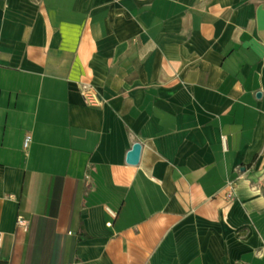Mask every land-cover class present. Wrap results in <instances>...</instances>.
Segmentation results:
<instances>
[{"label":"crops","instance_id":"crops-1","mask_svg":"<svg viewBox=\"0 0 264 264\" xmlns=\"http://www.w3.org/2000/svg\"><path fill=\"white\" fill-rule=\"evenodd\" d=\"M0 232V264H264V0H0Z\"/></svg>","mask_w":264,"mask_h":264},{"label":"built area","instance_id":"built-area-1","mask_svg":"<svg viewBox=\"0 0 264 264\" xmlns=\"http://www.w3.org/2000/svg\"><path fill=\"white\" fill-rule=\"evenodd\" d=\"M79 91L83 99L87 104H94L98 101V96L96 92L94 91V88L92 85L88 83H80L79 85ZM32 141V136L30 133H26L23 137L22 141V148L24 151H27ZM28 224V221L26 218H24L22 215H18L16 219V225L26 227ZM2 245V233L0 232V248Z\"/></svg>","mask_w":264,"mask_h":264},{"label":"water","instance_id":"water-1","mask_svg":"<svg viewBox=\"0 0 264 264\" xmlns=\"http://www.w3.org/2000/svg\"><path fill=\"white\" fill-rule=\"evenodd\" d=\"M260 96V93H257ZM142 145L139 142H134L131 148L126 152V162L131 165L138 164L140 160Z\"/></svg>","mask_w":264,"mask_h":264}]
</instances>
